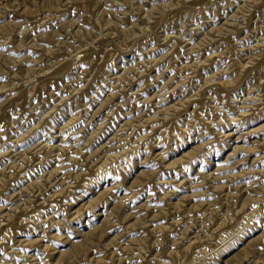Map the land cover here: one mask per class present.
<instances>
[{"label": "rangeland", "instance_id": "374dc122", "mask_svg": "<svg viewBox=\"0 0 264 264\" xmlns=\"http://www.w3.org/2000/svg\"><path fill=\"white\" fill-rule=\"evenodd\" d=\"M0 264H264V0H0Z\"/></svg>", "mask_w": 264, "mask_h": 264}]
</instances>
